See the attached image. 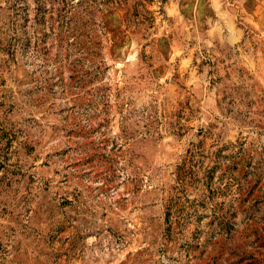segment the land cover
Here are the masks:
<instances>
[{"label": "rangeland", "instance_id": "rangeland-1", "mask_svg": "<svg viewBox=\"0 0 264 264\" xmlns=\"http://www.w3.org/2000/svg\"><path fill=\"white\" fill-rule=\"evenodd\" d=\"M64 1L0 48V264H264V0Z\"/></svg>", "mask_w": 264, "mask_h": 264}, {"label": "trees", "instance_id": "trees-1", "mask_svg": "<svg viewBox=\"0 0 264 264\" xmlns=\"http://www.w3.org/2000/svg\"><path fill=\"white\" fill-rule=\"evenodd\" d=\"M24 0H8L7 9H9L8 22L6 29L0 28V34L7 35V37L0 38L1 50L9 52H15L18 44L23 46L26 45V38L24 33V23L27 21V9L23 3ZM150 1V0H145ZM102 3L111 2V0H101ZM64 0H34V16L33 21L38 24H42L45 13H54L57 26L65 24L63 21V14L61 11L64 10ZM53 15L49 14V18ZM64 22V23H63ZM44 34V33H43ZM25 39V40H24Z\"/></svg>", "mask_w": 264, "mask_h": 264}]
</instances>
